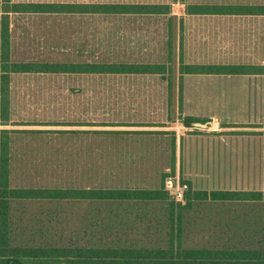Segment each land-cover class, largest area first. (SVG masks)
I'll list each match as a JSON object with an SVG mask.
<instances>
[{
	"label": "rangeland",
	"instance_id": "rangeland-1",
	"mask_svg": "<svg viewBox=\"0 0 264 264\" xmlns=\"http://www.w3.org/2000/svg\"><path fill=\"white\" fill-rule=\"evenodd\" d=\"M86 1L89 0H12L0 2V9L3 6L12 9L14 2ZM94 1L143 3V0ZM48 18L51 28L46 24L44 36L35 34L39 39L23 40V36L21 40L10 39L13 60L143 62V45L150 48L165 45L166 52V42L155 40L151 34L153 25L143 28L140 15ZM34 25H15V33L42 31L33 30ZM14 37L20 38L19 34ZM156 80L143 75L11 76L6 97L10 121L8 125H0V130H15L10 162L13 184L25 187L131 184L166 190L169 182L176 185L189 182L192 190L264 191L256 186H264V124L196 121L185 126L183 117L177 119L175 92L153 88L151 83ZM146 85L150 87L143 88ZM92 121L106 126L80 125ZM162 122H167L164 128L156 126ZM92 128L130 133L84 132ZM237 179L241 181L239 184L245 179L247 185L231 184ZM12 210L14 240L30 244L264 245L263 201L195 203L189 208L185 200H177L168 193L167 198L159 201L84 204L75 200L17 201L12 203Z\"/></svg>",
	"mask_w": 264,
	"mask_h": 264
},
{
	"label": "trees",
	"instance_id": "trees-1",
	"mask_svg": "<svg viewBox=\"0 0 264 264\" xmlns=\"http://www.w3.org/2000/svg\"><path fill=\"white\" fill-rule=\"evenodd\" d=\"M12 0H0L11 3ZM12 9H0V125H8L10 103L9 81L12 74H93L106 76L162 75L169 71L167 65L143 64V62H99V63H16L10 58L9 13H100L143 15L158 13V5L143 3H99V4H65V3H13ZM251 11V10H250ZM255 66L239 65H183L181 73L226 74L237 75L263 72ZM183 116H180L182 118ZM185 126L196 120L183 117ZM80 125L106 126L86 122ZM124 125V124H121ZM153 126V125H149ZM155 126V125H154ZM156 126H164L162 124ZM15 130H0V264H264V245L257 247H185L183 243H172L168 247L147 246H93L75 243L30 244L17 242L13 238L12 203L17 201H94L100 203H121L130 201H159L172 194L169 185L164 190L143 189L136 185L125 186H68V187H25L14 185L12 180L11 143ZM77 132V131H76ZM84 132L129 134V131L94 130ZM143 132V131H135ZM161 132V131H160ZM164 132V131H162ZM183 198L189 208L195 203H248L263 201L264 191L239 190H192L189 182ZM181 184V185H182ZM180 200V199H179ZM174 240V239H173ZM173 242V241H172Z\"/></svg>",
	"mask_w": 264,
	"mask_h": 264
},
{
	"label": "crops",
	"instance_id": "crops-1",
	"mask_svg": "<svg viewBox=\"0 0 264 264\" xmlns=\"http://www.w3.org/2000/svg\"><path fill=\"white\" fill-rule=\"evenodd\" d=\"M48 3L99 4L100 2L89 0ZM143 4H154L159 8L158 13L140 15L143 16V28L145 25H153L154 30L151 34L155 40L166 42V52L165 45L155 44L152 48L143 45V64H162L169 67L165 76L156 74L143 76L157 79L151 83L153 88H167L175 92L174 106L177 108L178 120L180 116H183L193 117L198 121H217L221 124L254 122L264 124V71L237 75L181 73L183 65H239L264 69V0H143ZM57 15L129 16L128 14L100 13L11 12L9 13V37L19 40L23 39L22 36L23 40L39 39L35 34L44 36L45 25L48 24V28L52 25L51 18L48 17ZM25 24H35L33 30L42 29V31L15 33V25L18 27ZM17 34L20 38L14 37ZM11 55L10 49L11 61L16 63L135 62L109 59L56 62L35 59L13 60ZM13 75L22 74L11 76ZM24 75H34V73ZM76 76L101 77L93 74H76ZM145 87L149 88L150 85L143 86ZM159 124L167 125V122ZM93 129L91 131H94ZM235 167L239 168V165L236 164ZM239 183L241 181L237 179L231 184L247 185L245 179L242 180V184ZM256 186L264 190V186ZM77 202L94 203V201Z\"/></svg>",
	"mask_w": 264,
	"mask_h": 264
},
{
	"label": "built area",
	"instance_id": "built-area-1",
	"mask_svg": "<svg viewBox=\"0 0 264 264\" xmlns=\"http://www.w3.org/2000/svg\"><path fill=\"white\" fill-rule=\"evenodd\" d=\"M169 189L172 191L173 197L179 200L183 198L185 191L188 189V185H176L174 182H169Z\"/></svg>",
	"mask_w": 264,
	"mask_h": 264
},
{
	"label": "water",
	"instance_id": "water-1",
	"mask_svg": "<svg viewBox=\"0 0 264 264\" xmlns=\"http://www.w3.org/2000/svg\"><path fill=\"white\" fill-rule=\"evenodd\" d=\"M195 124L199 126H205V124H201V123H195Z\"/></svg>",
	"mask_w": 264,
	"mask_h": 264
}]
</instances>
